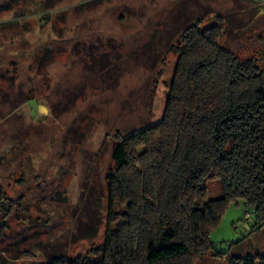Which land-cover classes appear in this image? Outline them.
Instances as JSON below:
<instances>
[{
    "label": "rangeland",
    "instance_id": "obj_1",
    "mask_svg": "<svg viewBox=\"0 0 264 264\" xmlns=\"http://www.w3.org/2000/svg\"><path fill=\"white\" fill-rule=\"evenodd\" d=\"M195 21L219 22V44L255 58L264 84V0H0V188L14 201L0 264L101 245L116 135L161 119L175 48ZM247 212L231 201L213 250L183 264L264 253V222L250 227Z\"/></svg>",
    "mask_w": 264,
    "mask_h": 264
},
{
    "label": "trees",
    "instance_id": "obj_2",
    "mask_svg": "<svg viewBox=\"0 0 264 264\" xmlns=\"http://www.w3.org/2000/svg\"><path fill=\"white\" fill-rule=\"evenodd\" d=\"M221 30L185 28L161 119L116 135L101 245L40 264H183L213 250L209 232L238 199L252 211L250 227L264 222L263 71L223 48ZM13 207L0 188V239ZM255 263L264 253L230 260Z\"/></svg>",
    "mask_w": 264,
    "mask_h": 264
},
{
    "label": "built area",
    "instance_id": "obj_3",
    "mask_svg": "<svg viewBox=\"0 0 264 264\" xmlns=\"http://www.w3.org/2000/svg\"><path fill=\"white\" fill-rule=\"evenodd\" d=\"M251 216H252V213H251V212H247L246 217H247V222H248V223H251V222H252V218H251Z\"/></svg>",
    "mask_w": 264,
    "mask_h": 264
}]
</instances>
